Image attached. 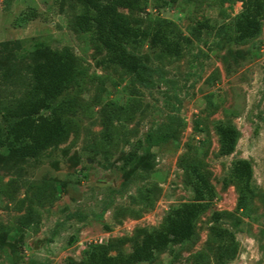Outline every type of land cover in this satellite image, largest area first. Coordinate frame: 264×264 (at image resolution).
Returning <instances> with one entry per match:
<instances>
[{
    "label": "rangeland",
    "instance_id": "1",
    "mask_svg": "<svg viewBox=\"0 0 264 264\" xmlns=\"http://www.w3.org/2000/svg\"><path fill=\"white\" fill-rule=\"evenodd\" d=\"M242 10L243 0H145L123 10L146 29L171 20L182 44L181 54L161 56L150 38L131 45L152 69L143 81L109 62L94 30L75 26L79 1L0 0V105L33 89L37 48L70 49L77 64L52 103L63 106L67 136L29 157L12 140L0 147V264H80L102 243L130 254L193 200L186 167L215 190L197 236L135 264H220L226 244L227 264H264V18L256 37L237 42ZM219 122L240 130L230 154ZM0 124L5 137L1 115ZM240 158L254 168L242 206L244 183L232 173ZM216 230L228 232L225 243Z\"/></svg>",
    "mask_w": 264,
    "mask_h": 264
},
{
    "label": "trees",
    "instance_id": "2",
    "mask_svg": "<svg viewBox=\"0 0 264 264\" xmlns=\"http://www.w3.org/2000/svg\"><path fill=\"white\" fill-rule=\"evenodd\" d=\"M77 1L85 7V11L75 16V26L81 31L94 30L107 50L109 62L118 64L140 80L150 79L152 69L145 56L133 50L131 45H138L150 38L152 45L159 49L160 56L179 55L182 52L180 40L170 30L171 20L165 19L155 28L146 29L135 25L132 17L123 11L133 10L145 0ZM263 18L264 0H243V10L236 21V41L243 42L256 37L261 32ZM33 56L34 62L29 66L34 81L33 89L27 96L15 97L9 103L0 105V115L7 123L5 137L0 124V147L12 140L18 145L21 154L28 157L37 155L67 136L68 125L63 115V106H53L52 103L70 87L77 72L76 55L70 49L39 47ZM50 108L52 116L42 113L43 109ZM216 128L221 140V152L232 153L240 137V130L233 123L225 122H219ZM186 173L194 188V198L173 207L162 229L146 231L128 255L111 254L109 244H99L80 264H135L150 261L158 251L169 245L194 239L197 236L195 222L211 205L215 190L208 175L200 169L191 170L186 167ZM232 173L244 183L239 202L242 206L245 192L252 189L253 164L246 158L237 159L233 163ZM216 215L219 217V214ZM216 233L225 243L228 232L216 230ZM230 235L234 240V235ZM223 247L220 264H227L224 254L228 249L227 244Z\"/></svg>",
    "mask_w": 264,
    "mask_h": 264
}]
</instances>
